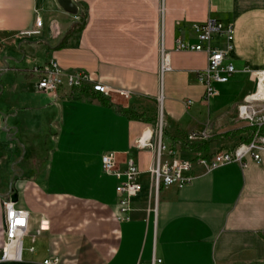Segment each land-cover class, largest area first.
<instances>
[{
  "label": "crops",
  "instance_id": "obj_1",
  "mask_svg": "<svg viewBox=\"0 0 264 264\" xmlns=\"http://www.w3.org/2000/svg\"><path fill=\"white\" fill-rule=\"evenodd\" d=\"M83 10L85 27L66 38ZM208 20L234 26L228 62L237 69L228 83L216 85L218 95L209 103L198 80L207 54L177 50L179 41L198 44L194 25ZM213 44L223 46L220 38ZM164 54L169 71L162 67ZM52 60L131 96L41 93L33 70ZM259 70L264 0H73L71 11L58 0H0V249L3 202L17 193L16 207L30 214L23 261L7 264L50 258L59 264H146L154 258L165 264H264V150L259 161L247 157L213 171L196 164L190 184L152 195L148 170L155 153L137 142L154 125L121 111L163 122L165 141L179 147L182 159L231 151L252 139L238 106L255 92ZM204 129L212 138L196 144L205 150L178 145ZM49 145L47 161L36 160ZM109 152L117 154L121 169L131 158L143 172L130 220L122 219L118 180L102 168Z\"/></svg>",
  "mask_w": 264,
  "mask_h": 264
},
{
  "label": "built area",
  "instance_id": "obj_2",
  "mask_svg": "<svg viewBox=\"0 0 264 264\" xmlns=\"http://www.w3.org/2000/svg\"><path fill=\"white\" fill-rule=\"evenodd\" d=\"M41 27V21H37ZM194 31L199 43L192 45L188 42L179 41L177 50L187 52H205L208 56V65L205 70L199 72L198 80L205 88L203 99L209 103L218 95L217 84H226L237 72L235 65L228 62L234 49L235 31L232 24H224L219 21L208 20L202 24H195ZM35 33H39L36 31ZM215 38L222 40V47L213 44ZM162 67L164 71L171 70V60L164 54ZM33 73L38 78L37 90L41 93L56 95L60 90L68 89L78 92L89 90L104 96L113 93L122 97L131 96L128 90H114L108 86L96 82L90 74L85 71H69L61 68L54 60L34 68ZM257 87L238 106V118L248 123L253 129L252 139L249 143H242L231 151H222L211 155L198 153L194 160L180 158L177 147L169 145L165 141L164 123H156L152 133L148 136L145 132L138 140L140 149H150L155 153L152 166L148 170L150 175L151 194L153 195L162 187L173 185L185 186L194 180L192 171L194 166L200 165L208 171H213L231 163H242L247 157L259 161V152L264 150V134L261 127L264 126V70L254 73ZM192 100L186 102V106L193 105ZM212 134L208 129L189 132L178 145H192L199 142L209 141ZM177 146V145H176ZM126 167L120 168L116 153L109 152L102 156V168L105 174L113 176L118 180L116 192L119 198V206L123 220H130L131 203L143 190L140 177L143 174L134 159H127ZM5 221V241L0 249V264L20 263L23 261V238L27 234L30 223L29 212L19 209L11 198L3 202ZM34 250V248H32ZM44 264H59L57 258H50ZM145 264V263H144ZM146 264H165L163 259L154 258Z\"/></svg>",
  "mask_w": 264,
  "mask_h": 264
},
{
  "label": "trees",
  "instance_id": "obj_3",
  "mask_svg": "<svg viewBox=\"0 0 264 264\" xmlns=\"http://www.w3.org/2000/svg\"><path fill=\"white\" fill-rule=\"evenodd\" d=\"M86 18H87V14L83 10L80 22L75 24L71 28V30L67 34L66 38L70 37L75 32H81L83 30V28L85 27ZM88 92H90V91L86 90V89L82 90V93H84V94H87ZM121 111L130 120H136V121L144 122V123L151 124V125H156V123H157L156 120L151 119V118H147L144 114H140V113L134 112L132 110H127V109H124V110L121 109ZM250 132L253 134V129H250ZM261 133L264 134V126L261 127ZM234 134L235 133L231 134V137L234 136ZM206 148L207 147L205 145H203V144H192L190 146V149L193 150L194 152H200L202 150H205Z\"/></svg>",
  "mask_w": 264,
  "mask_h": 264
},
{
  "label": "rangeland",
  "instance_id": "obj_4",
  "mask_svg": "<svg viewBox=\"0 0 264 264\" xmlns=\"http://www.w3.org/2000/svg\"><path fill=\"white\" fill-rule=\"evenodd\" d=\"M8 97H9V94L7 93ZM160 113V112H159ZM245 122V121H244ZM248 124V123H247ZM156 125H154V128H155ZM253 135V134H252ZM49 150L50 151H53V148H51V146L49 145L47 147V149L45 150V152H38L37 155H36V160H39V161H47V159L49 158ZM26 151L24 152V157H26ZM29 238H25L24 239V253L27 254L28 252V249H29Z\"/></svg>",
  "mask_w": 264,
  "mask_h": 264
},
{
  "label": "water",
  "instance_id": "obj_5",
  "mask_svg": "<svg viewBox=\"0 0 264 264\" xmlns=\"http://www.w3.org/2000/svg\"><path fill=\"white\" fill-rule=\"evenodd\" d=\"M59 4L65 11H71L73 7V0H58ZM11 200L13 203L17 204L19 201V196L17 193H14L11 196Z\"/></svg>",
  "mask_w": 264,
  "mask_h": 264
},
{
  "label": "bare ground",
  "instance_id": "obj_6",
  "mask_svg": "<svg viewBox=\"0 0 264 264\" xmlns=\"http://www.w3.org/2000/svg\"><path fill=\"white\" fill-rule=\"evenodd\" d=\"M148 135H150V134L148 133Z\"/></svg>",
  "mask_w": 264,
  "mask_h": 264
}]
</instances>
